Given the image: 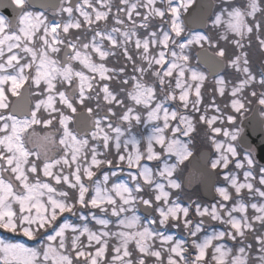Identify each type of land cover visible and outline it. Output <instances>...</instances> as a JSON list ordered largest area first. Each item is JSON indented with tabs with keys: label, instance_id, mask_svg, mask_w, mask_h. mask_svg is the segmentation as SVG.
Listing matches in <instances>:
<instances>
[{
	"label": "snow or ice",
	"instance_id": "obj_1",
	"mask_svg": "<svg viewBox=\"0 0 264 264\" xmlns=\"http://www.w3.org/2000/svg\"><path fill=\"white\" fill-rule=\"evenodd\" d=\"M194 5L0 0V230L27 238H0V264H264V165L245 132L254 104L264 131V71L257 81L248 54L264 51V0H214L205 25L215 39L188 27ZM202 42L238 74L216 73L207 102L206 73L185 54ZM117 50L125 63L106 67ZM26 84L36 98L21 115L9 94ZM78 108L91 121L83 132ZM198 127L200 157L224 186L213 184L214 203L185 206L183 185L202 179L184 176ZM210 222L223 229L206 233Z\"/></svg>",
	"mask_w": 264,
	"mask_h": 264
},
{
	"label": "flooded vegetation",
	"instance_id": "obj_2",
	"mask_svg": "<svg viewBox=\"0 0 264 264\" xmlns=\"http://www.w3.org/2000/svg\"><path fill=\"white\" fill-rule=\"evenodd\" d=\"M213 3H214V0H213ZM196 31H203L206 35H208L210 38H213V39H215L217 36V31L213 30L210 24H207L203 30H196ZM202 45L203 46L194 45L186 49L185 54L189 55L190 66H195L200 71H203L206 73V81H205L204 86L202 87V92L205 93L204 100L205 102H207L210 98V90L213 87V82L216 78V75H215L216 73H219L220 75L224 76L226 80H232V81L236 79L238 74L234 68L230 66H226L224 59H221L220 57L214 54L216 51H218V48H214V47L211 48V46L207 42H202ZM219 46L225 47L227 49L228 56H231V54L234 51H239L235 49L233 45H231L230 43H225L224 41H219ZM204 50L212 54L217 60H215L214 63L212 64L210 63L208 65L200 63L197 57H198V54ZM177 51L179 50L177 49ZM248 54H249V58L251 62V69L255 74H257V81H258L259 80L258 74L264 71V51L259 50L255 46V44H253V46L250 49H248ZM124 63H125V60L122 57V60L119 62V64H124ZM210 65H216L218 66L219 69L213 74H211V71L208 68V67H211ZM121 78L123 77H119L117 78V80L119 81V79ZM256 90L260 91L261 89L257 88ZM244 95H248V92L245 91ZM217 98L218 100L223 99L219 97L218 93H217ZM12 99H13V96L9 94L10 103ZM254 113H255V104L253 105V113L249 114V119L245 121V132L248 138L252 141V143L257 146L256 158L258 159L260 164L264 165V131L261 130V123L259 119L255 117ZM210 114H215L214 109L210 110ZM192 135L194 136V140L196 144L197 159L193 160V162L189 164L187 168H185L184 176H187L189 174V169H193L197 177L201 176L202 174V179H199L198 181L194 182L191 186L185 183L183 185V191L179 192V195L181 197V202L185 206L189 204L190 199L200 201L205 205H209L211 203H214L215 200L219 198L218 194L214 192L213 184H216L217 186H224V181L221 176L210 174L207 171L208 165L200 157V153L209 152V149L207 147V143L205 140V129L203 127H198L197 131ZM149 163L151 166V162ZM195 164L196 166H194ZM120 179H126V175H121ZM206 180H208V185L212 184V189L211 188L203 189V186L206 185L205 184ZM173 191L175 193L177 190H173ZM207 223L208 221H206V224ZM210 223H211V226L206 228V233H210L213 229H218V230L223 229V225H221L218 222H210ZM168 227H171V225H169Z\"/></svg>",
	"mask_w": 264,
	"mask_h": 264
},
{
	"label": "water",
	"instance_id": "obj_3",
	"mask_svg": "<svg viewBox=\"0 0 264 264\" xmlns=\"http://www.w3.org/2000/svg\"><path fill=\"white\" fill-rule=\"evenodd\" d=\"M47 2L50 3H56V0H47ZM37 3H39V0H37ZM198 5H203V7H197L194 5L190 10L189 13L186 15L185 19L187 21L188 27L194 29V30H202L205 28V21L207 17L211 14L213 9V1L212 0H197ZM63 58V54H62ZM198 60L202 64H212L217 60L212 54H210L208 51H201L198 54ZM211 67H208L211 71V74L216 72L219 68L216 65H210ZM31 108V104L28 97V91L27 87H25L20 96L13 100L10 109L14 112L20 113L23 115L24 113L29 112V109ZM75 129L79 130L81 132L85 131L90 126V117L86 112H80L77 113L75 116ZM196 166V164L194 165ZM212 183V181H211ZM206 185L203 186V189L211 188L212 184L208 185V180L205 182Z\"/></svg>",
	"mask_w": 264,
	"mask_h": 264
},
{
	"label": "rangeland",
	"instance_id": "obj_4",
	"mask_svg": "<svg viewBox=\"0 0 264 264\" xmlns=\"http://www.w3.org/2000/svg\"><path fill=\"white\" fill-rule=\"evenodd\" d=\"M71 31H76V30H71ZM211 48H212V46H211ZM179 52V51H178ZM107 65H110V62L108 61V58H107V63H106ZM107 65H106V67H107ZM27 85V84H26ZM27 87V86H26ZM178 91V90H177ZM35 98L36 97H33V101L32 102H30V104H31V107H34V100H35ZM39 98H41V99H44L45 97L44 96H40ZM56 101H57V103H58V101H59V98L58 97H56ZM9 103H10V101H9ZM90 106L91 107H93V108H95V100L93 99V101H92V103L90 104ZM43 110V109H42ZM83 111L84 109H82V108H78V112L79 111ZM54 123V125L56 124V122L54 121L53 122ZM34 128H35V130L37 131V132H39V133H41V134H43V132H45V131H55V127H52V126H48V127H46V126H44L43 124H41V125H34L33 126ZM31 131V130H30ZM57 140L59 139V134H57ZM53 151H56V149L54 148L53 149ZM166 231L169 233V234H173V235H177L176 233H179L180 235H182V236H185V235H183V233H185V231L183 230V228L181 227V228H172V227H168L167 229H166ZM210 231V230H209ZM11 237H13V235H11V234H6V233H4V239H10ZM16 239H20V240H26L24 237H22V236H20V237H18V238H16ZM31 243V242H30Z\"/></svg>",
	"mask_w": 264,
	"mask_h": 264
},
{
	"label": "trees",
	"instance_id": "obj_5",
	"mask_svg": "<svg viewBox=\"0 0 264 264\" xmlns=\"http://www.w3.org/2000/svg\"><path fill=\"white\" fill-rule=\"evenodd\" d=\"M118 51V50H117ZM117 51H116V55H114V56H110V57H108V61H110V65H107V67H109V68H113V67H119L118 66V64H117V62H118V60H120V57H119V54L117 53ZM127 72L128 73H131L132 72V68H131V66L129 65L128 67H127ZM111 87L112 88H115V89H117L118 87H119V83L116 81V82H114L112 85H111ZM83 109V108H82ZM3 233H5V232H3L2 230H0V236L4 239V235H3ZM7 234V233H6ZM13 235H15V234H13ZM14 237H20V236H14ZM25 238V237H24ZM11 239V238H10ZM26 240H27V238H26ZM30 243V242H29Z\"/></svg>",
	"mask_w": 264,
	"mask_h": 264
}]
</instances>
